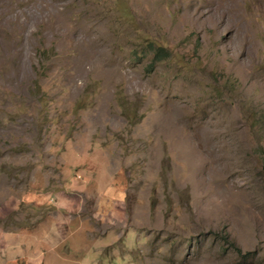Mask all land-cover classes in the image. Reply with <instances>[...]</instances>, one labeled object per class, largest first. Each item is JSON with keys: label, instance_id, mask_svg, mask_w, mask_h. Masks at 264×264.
<instances>
[{"label": "rangeland", "instance_id": "rangeland-1", "mask_svg": "<svg viewBox=\"0 0 264 264\" xmlns=\"http://www.w3.org/2000/svg\"><path fill=\"white\" fill-rule=\"evenodd\" d=\"M0 264H264V0H0Z\"/></svg>", "mask_w": 264, "mask_h": 264}, {"label": "trees", "instance_id": "trees-1", "mask_svg": "<svg viewBox=\"0 0 264 264\" xmlns=\"http://www.w3.org/2000/svg\"><path fill=\"white\" fill-rule=\"evenodd\" d=\"M163 52H164V49L159 48L158 51H156L155 58H162L163 56H165Z\"/></svg>", "mask_w": 264, "mask_h": 264}]
</instances>
